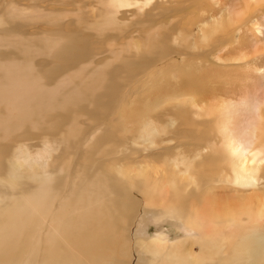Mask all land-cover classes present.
<instances>
[{"label":"bare ground","instance_id":"6f19581e","mask_svg":"<svg viewBox=\"0 0 264 264\" xmlns=\"http://www.w3.org/2000/svg\"><path fill=\"white\" fill-rule=\"evenodd\" d=\"M28 1L0 10V264H129L132 246L140 264H264L263 91L209 103L189 85L146 98L144 109V86L124 95L137 79L190 56L224 66L248 58L221 52L242 49L264 0L219 16L206 10L193 33L159 20L177 6L196 2L195 10L199 0H98L96 14ZM117 13L133 18L139 40L118 42ZM95 44L112 57L97 62ZM251 56L264 80V51ZM151 103L158 113L147 116ZM187 108L193 117L175 118ZM47 165L52 173H39ZM25 175L32 182L21 196L14 186ZM138 211L177 218L188 236L146 241L137 228L132 242L125 230Z\"/></svg>","mask_w":264,"mask_h":264},{"label":"rangeland","instance_id":"374dc122","mask_svg":"<svg viewBox=\"0 0 264 264\" xmlns=\"http://www.w3.org/2000/svg\"><path fill=\"white\" fill-rule=\"evenodd\" d=\"M8 0H1L0 1V10L1 6H4V3ZM21 1V3H28V0H18ZM76 4H57L56 1H48V7L51 9H77L78 7L83 6V8L89 7L88 11H91V13L96 14V8L97 5H99L98 0H86L85 4L82 2H79ZM83 1V0H80ZM197 1V0H196ZM246 1V0H244ZM39 3H43L38 1ZM54 2V3H51ZM213 0H199V7L194 10V2L192 5L190 4L189 7L182 8L181 6H177L175 10L170 11L168 14H163L160 17L159 21H163L162 23H169L168 26H177L176 23L179 22V27L184 30L186 33H193L195 25L197 26L200 24L201 21L204 20V18L208 15L204 12L207 10V13L209 14H215L217 16L220 15L222 11L226 9V11L236 12L244 8L243 0H220L217 5L214 3ZM82 3V4H81ZM72 5V6H70ZM77 5V6H76ZM61 8V9H60ZM221 8V9H220ZM53 9V10H54ZM168 11L170 9H167ZM219 11V12H218ZM95 12V13H94ZM192 13V14H191ZM176 15V16H175ZM118 16V26H124L123 32L120 34L121 36L118 39V42H127V41H136L140 38L138 37V34L135 32V27L131 26L129 23L133 19L132 17L127 16L125 13H117ZM181 16V17H180ZM175 17V18H174ZM195 19V20H194ZM258 24L252 25V23L249 24L248 27H245L243 30L242 36V49L241 45L239 47L232 46L231 50H226L225 52H221L224 54V58L227 57H237L242 56L245 54L246 56H249L248 58H242L237 61H229L230 64H227L224 66V64H220L218 62H211V57L201 58L198 55L190 56L186 59L185 65H179L176 64L173 67L166 68L162 70L161 75H154L150 74V78L142 77L141 79H137L136 83L131 87L127 88L124 95H129L132 88L137 89L139 86L145 87L144 92L142 93V97L140 96V103L142 105L144 104V101L146 98H154L158 96L159 94H165L168 95L169 93L181 92V88L183 89L188 87L189 85H192L193 89L187 90L190 95H200L203 94L209 103H213L215 100H219V103L223 101H234L238 98L240 99L242 96L244 97H255L257 99L260 98L259 92L263 91V98H264V80L256 73H254V68H252V65L256 62H259L258 60H255V62H252V53H254L256 50L258 52L264 51V15H261L256 18ZM128 20V21H127ZM123 21V22H122ZM124 23V24H123ZM192 23V24H191ZM198 23V24H197ZM128 24V25H126ZM263 25V26H262ZM129 26V27H128ZM259 26H261V29L259 31ZM193 27V28H192ZM176 28V27H175ZM73 30H78V28L73 27ZM134 30V31H133ZM246 30V31H245ZM248 30V31H247ZM257 30V31H256ZM135 33V34H134ZM253 33V34H252ZM130 35V36H129ZM245 36V37H244ZM97 50H100L101 44H95L94 45ZM101 51V50H100ZM100 51H97L96 53V61L102 62L110 59L112 55L108 52H104V54ZM212 51V49H211ZM100 52V53H99ZM249 52V55H248ZM102 53V54H101ZM210 53V49H208L207 55ZM227 55H226V54ZM235 53V54H234ZM251 53V54H250ZM111 56V57H110ZM182 55H177L178 60H180ZM199 58V59H198ZM239 59V58H238ZM250 61V66L244 62V60ZM261 64H264V56H262L261 59H259ZM188 62V63H187ZM252 62V63H251ZM190 63V64H189ZM220 64V65H219ZM223 65V66H222ZM247 66V67H246ZM213 67V68H212ZM169 71V72H168ZM166 75H165V74ZM141 74L137 75L140 76ZM148 75V72L147 74ZM145 75V76H146ZM165 75V76H164ZM154 78V79H153ZM145 79V80H143ZM160 79V80H159ZM147 80V81H146ZM149 82V83H148ZM152 84H151V83ZM142 83V84H141ZM165 83V84H164ZM137 85V88H136ZM148 86V87H147ZM151 86V88H150ZM169 86V87H168ZM174 88V90H173ZM177 89V90H176ZM180 89V90H179ZM188 89V88H187ZM170 90V91H169ZM194 91V92H193ZM258 94H257V93ZM168 93V94H167ZM246 93V95H245ZM244 94V95H243ZM250 94V95H249ZM150 95V96H149ZM153 95V96H152ZM152 96V97H151ZM168 96H171L170 94ZM212 96V97H211ZM250 96V97H249ZM223 99V100H222ZM139 103L140 107L144 109L149 104H144L142 106ZM151 111L150 114L156 115L158 113V110L155 111V106L153 103H151ZM264 106V101L259 103L256 107V111L258 113L259 110H261ZM174 107V106H171ZM153 108V109H152ZM189 110V111H187ZM202 108L196 107L193 108L194 115H200L202 113ZM168 112V111H167ZM167 112L165 111L164 114H161L162 117L160 118L161 121H165L170 117ZM192 111L190 108H187L186 111L183 109L182 113L181 111L177 112L175 115V118L179 117V115H184V117H193ZM184 113V114H183ZM191 113V114H190ZM167 114V115H166ZM111 118L109 117L107 119V122H110ZM130 131V130H129ZM126 134L128 135V130L126 131ZM40 145V144H39ZM29 147V145L27 146ZM36 148V147H35ZM14 149L12 150V152ZM7 169L10 165V159L6 160ZM10 173V171H9ZM39 173L45 175V174H51L52 173V167L50 165H47L45 167V170L39 169ZM180 174V172H179ZM188 175L186 176L188 181L192 180V182H195L192 177ZM26 176V175H25ZM207 176L205 172H202V176L200 181ZM27 176L23 179H21V184L14 186L18 192L19 195H23V188L28 184L31 183ZM8 183V182H7ZM8 186H10V183H8ZM190 186V185H189ZM188 186V187H189ZM188 189V188H187ZM135 195H138L141 199L139 193H135ZM1 199H4L1 197ZM139 200V199H138ZM3 205H5L4 202L0 203V212L2 210ZM133 220L131 221L132 226L129 229H126L125 232L128 234L127 236L131 239L132 242L135 241V237L132 234L137 228H139L140 236L145 239L146 241H149L150 238H154L159 234H162V238L164 241L171 242V241H177L180 239V237L188 236L186 233L185 226L181 223L180 220L177 218H169L167 216H157L154 215V213H148L146 215H141L140 212L132 213ZM138 217V218H137ZM159 217V218H158ZM165 217V218H164ZM161 218V219H160ZM135 245V244H134ZM132 260L129 262V264H140V261L142 262V258H139L138 253L136 252L134 246H132ZM44 259H39V261L36 260H28L27 263L24 264H41ZM8 264H12L11 261H8Z\"/></svg>","mask_w":264,"mask_h":264}]
</instances>
